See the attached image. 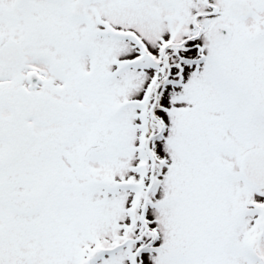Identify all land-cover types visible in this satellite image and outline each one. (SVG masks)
Masks as SVG:
<instances>
[{
	"label": "snow or ice",
	"instance_id": "obj_1",
	"mask_svg": "<svg viewBox=\"0 0 264 264\" xmlns=\"http://www.w3.org/2000/svg\"><path fill=\"white\" fill-rule=\"evenodd\" d=\"M0 264H264V0H0Z\"/></svg>",
	"mask_w": 264,
	"mask_h": 264
}]
</instances>
